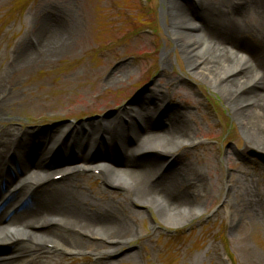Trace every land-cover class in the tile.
<instances>
[{"label": "rangeland", "instance_id": "rangeland-1", "mask_svg": "<svg viewBox=\"0 0 264 264\" xmlns=\"http://www.w3.org/2000/svg\"><path fill=\"white\" fill-rule=\"evenodd\" d=\"M200 1L221 9L232 52L220 53L201 39L186 50L176 41L171 29L176 21L185 35H201L190 24L199 0H0V77L5 76L7 98L0 131L30 132L39 140L66 126L125 120L140 99L157 90L188 119L194 142L171 151L173 157H158L164 174L185 151L206 178L199 212L178 222L155 206L131 203L126 189L107 184L99 170L66 176L62 168L48 170L44 184L78 185L90 201L128 204L132 228L127 243L116 248L91 239L99 248L67 253L49 244L54 264H264V212L258 215L248 200L261 197L264 206V164L258 160L264 153L246 145V127L233 115L222 89L194 70L207 66L214 71L213 62L220 67L226 60L230 70L220 68L221 77L231 70L237 77L250 74V61L264 53V4ZM180 6L186 10L181 19L167 12ZM49 12L56 19L46 22ZM43 21L49 24L47 38L57 26L73 27L66 46L13 66L19 48L44 52L37 48ZM245 81L240 95L264 96V82ZM108 178L126 180L114 172ZM8 188L3 191L7 196L13 191ZM3 236L8 238L0 241V257L37 248L27 237Z\"/></svg>", "mask_w": 264, "mask_h": 264}, {"label": "bare ground", "instance_id": "bare-ground-1", "mask_svg": "<svg viewBox=\"0 0 264 264\" xmlns=\"http://www.w3.org/2000/svg\"><path fill=\"white\" fill-rule=\"evenodd\" d=\"M222 3L229 5L230 1ZM260 4H264V0H260ZM196 8L197 16L190 19V24L192 31H202L201 35H185L182 25L176 21L171 27L176 41L186 50L201 39L220 53L227 49L232 52L221 9L200 0ZM167 12L179 19L186 14L182 6L169 7ZM54 17L55 13L49 12L46 22L50 18L55 20ZM46 22L41 24L42 45L37 47L44 52L19 48L14 54L13 66L66 46L73 27L57 26L54 34L47 38L49 24ZM240 59L243 60V56ZM250 62L252 70L243 77H237L232 70L221 77V69L230 70L226 60L222 67L213 62L214 71L207 66L194 70L222 89L233 115L246 127V145L264 153V96L247 99L240 95L243 80L245 83L256 79L264 82V53ZM4 79L5 76L0 77V116L7 103ZM192 134L188 119L174 112L164 93L157 90L140 99L133 114L125 120L91 122L79 128L66 126L53 131L51 137L39 140L30 132L21 133L11 128L0 131V198L7 187L13 190L0 200V241H6L8 237L3 233H8L10 237H27L37 247L19 248L10 256L0 257V264H54L55 255L52 249H47L49 244L54 249L75 253L92 245L97 247L98 243L91 239L116 248L118 244H126L131 236L132 228L126 215L130 213L128 204L110 199L90 201L78 191V185L44 184L42 180L50 178L48 170L52 168H62L63 176L99 170L107 184L126 189L131 203L155 206L178 222L197 214L198 198L207 185L205 176L186 158L185 151H179L166 170L169 176L164 174L159 159L162 154L173 157L171 151L193 145ZM49 145L52 146L49 148ZM111 172L125 176L126 180L111 181L108 178ZM20 195L24 200H17ZM248 200L260 210L258 215L264 212L261 197L250 196Z\"/></svg>", "mask_w": 264, "mask_h": 264}, {"label": "water", "instance_id": "water-1", "mask_svg": "<svg viewBox=\"0 0 264 264\" xmlns=\"http://www.w3.org/2000/svg\"><path fill=\"white\" fill-rule=\"evenodd\" d=\"M258 160L264 164V159L259 158Z\"/></svg>", "mask_w": 264, "mask_h": 264}]
</instances>
